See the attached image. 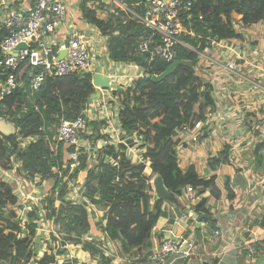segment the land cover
<instances>
[{
  "label": "trees",
  "instance_id": "1",
  "mask_svg": "<svg viewBox=\"0 0 264 264\" xmlns=\"http://www.w3.org/2000/svg\"><path fill=\"white\" fill-rule=\"evenodd\" d=\"M129 7L141 12L146 0H122ZM178 20L183 26L179 39L190 47L203 51L209 41L238 38L233 24L240 18L244 24L264 20V0H179ZM101 7V6H99ZM84 19L93 24L101 35L108 37L107 52L112 60L132 62L142 68V75L126 89L123 107L118 112L122 129L136 133L145 148L142 161L133 162L127 156V149L134 145L133 140L119 142L116 146L106 145L98 150L95 165L87 171L81 185L80 201L66 200L78 174L87 168L88 155L83 149L78 154V163L73 167L70 152L74 146L58 142L51 148L55 130L61 117L74 119L83 114L90 95L95 91L90 72H70L61 76H46L40 87L29 95L27 68L18 69L23 83L11 94L0 100V118L15 125V133L5 135L0 132V167L10 170L15 163L19 174L28 179L35 177L47 180L51 192L46 218L53 219L67 236L66 243L81 244L92 258L93 264H113L95 240L84 239L89 231L101 233L105 238L119 242L121 251L129 253L136 248L145 251L142 260L151 248V231L163 214L160 204L173 202L190 185L200 196L194 207L197 216L207 219L210 227L216 226L215 218L206 209L207 198L203 194L219 199L221 190L215 183V176L204 179L193 165L185 170L178 165L176 155L175 130L183 124L193 128L206 120V112L213 105L208 91L201 92L202 83L195 73L199 61L198 53L181 44L174 47V57L166 62L150 51L137 50L138 43L147 30L132 20L128 12L109 13L100 18L93 9L81 5ZM155 44L151 46L154 49ZM151 49V50H152ZM176 69L161 81L151 80L173 62ZM101 122L87 119L88 127L98 132ZM27 142L21 145L22 140ZM264 148V142L257 150ZM222 160L209 159V167L217 169ZM264 160H257L261 165ZM151 175H159L164 186L172 195L171 199L156 198L151 204L153 189L150 177L145 174L146 164ZM224 189L229 203L235 198L230 177L225 178ZM17 197L12 186L0 176V264H23L36 256L31 250L39 211L28 214L29 222L23 228L10 207L16 205ZM54 201H59L58 207ZM92 205L102 210L104 224L92 222ZM24 232V234H22ZM62 242V246L66 245ZM264 243V242H263ZM63 250H49L39 259L40 264H53ZM131 256V255H130ZM141 260V259H140Z\"/></svg>",
  "mask_w": 264,
  "mask_h": 264
},
{
  "label": "crops",
  "instance_id": "2",
  "mask_svg": "<svg viewBox=\"0 0 264 264\" xmlns=\"http://www.w3.org/2000/svg\"><path fill=\"white\" fill-rule=\"evenodd\" d=\"M64 1L69 11L65 25L58 28L50 41L58 44L64 39L68 30L75 28L82 30L84 33L87 31L88 35L96 40L98 37H101L97 41L100 46H104L103 49L106 53H104L105 56L102 59L103 64H101L100 70L94 69L93 74L100 72L103 75H108L110 78V86L101 90V98L98 101L91 99L83 111L87 119L91 121L95 120L102 124L98 132L88 127L89 137H86V140L82 139L83 150L88 155V163L87 168L77 176L75 184L80 186L88 174L87 171L91 168V163L89 162V153L91 151L89 149L92 150L93 147L98 152L99 149L106 145L116 146L114 141L118 137V132H125L121 127L118 112L123 107L126 89L133 84L136 78L142 75V68L132 62L112 60L107 52L108 37L101 35L93 24H89L83 18L81 12L82 0ZM33 2L34 0H0V23L9 9L26 10L32 7ZM244 32L243 36L235 40L244 44L248 38L252 46H255V50L253 54L247 49L244 50L243 59L239 61L241 69L237 75L228 76L225 72H219L216 69L215 60L221 61L223 58L220 46H213V48L207 51L208 54L200 57L197 75L202 83V93L208 91L211 96L210 91L212 89L211 98L213 105L210 107L212 110L209 112L207 120L197 123L194 130L190 133L181 137H175V140H177L176 155L181 169L185 170L188 166L193 165L200 177L207 179L215 176L216 180L221 178L220 170H222L224 172V180L226 177L231 178L232 187L236 193L232 203H229L224 187H221L216 180L215 183L221 190L220 198L214 199L210 197L208 191L203 194V197L207 198L206 209L208 213L210 212V216L217 219L214 228L221 232V236H218V238L212 237L210 231L214 228L209 226L207 219L202 217L200 220L199 216L194 212V207L200 201V197L191 198L182 194V196L173 202L167 200L160 204V210L163 214L158 218L156 225L151 231V248L146 254L147 261L146 259L145 261L142 260V257L145 256V251H140L136 248L131 249L129 253H123L120 248V257L111 255L109 248L105 249L104 254L111 258L113 264H155L150 263L148 256L161 240L168 238L178 241H181L182 238L194 240L197 244L195 249L196 254L190 259L181 258L179 255L169 256L163 262L156 264H264V161H262L261 165H258L259 162L256 163V160H254V158H258L260 161L264 160V148L257 150V147L264 142V125H260L256 120V118L262 116L264 110H255L257 107H260V100L264 95L263 93L257 95L254 92V85L257 82H260L264 87V76L262 75L260 78V70L264 67V20H260L245 28ZM96 48L98 47L95 46V50H97ZM98 52L101 55V48ZM95 55L96 53L94 57ZM112 66L117 70L116 73L111 69ZM241 86H244L245 89H241ZM95 90L97 89L95 88ZM213 90H218L219 94L216 96ZM239 93L248 97L250 103L248 101H241V104H239L235 99H240ZM249 109L251 110L247 111ZM107 123L109 125L107 126L108 128L106 127ZM113 123L114 125L112 126ZM105 127L107 130L104 129ZM104 132L109 136H105ZM113 132L114 134H112ZM233 137L238 138V146H235L230 141ZM53 140L49 142L51 148H55L59 142L55 138ZM27 141L23 139L21 145H25ZM140 141L137 143L140 144ZM118 142L123 141L119 140ZM192 143H196L193 150ZM139 147L134 152L133 150L136 148L134 145L127 149V156L135 163L140 158V161H142V154L145 152L144 147ZM131 151L132 153L128 154ZM234 157H239L238 161L247 158H253L254 161H251V166L245 162V167L241 166L238 170L234 171L230 165L231 159L235 161ZM213 158L220 160L225 158V161H220L219 163V167H222V169L218 167L215 170L209 167V159ZM12 169L4 170L0 167V176L13 188V183L17 180L15 176H9ZM255 177H259L261 184L255 183L257 185L255 186L253 183L252 186V181ZM41 180H43L42 185L47 190V180ZM48 184L51 186V183ZM73 189L75 190V187ZM14 194L18 199L15 191ZM156 198L158 197L153 191L151 204ZM18 201L19 199L17 203ZM54 206L58 207V204L55 202ZM25 208H27V205H25ZM32 208L36 210L34 207ZM87 208L88 210H94L92 222H95L98 226L104 224L102 210L98 211L91 205H88ZM20 209L23 213L27 212H24V207ZM15 214L19 219H22L24 224V220L29 222L28 214L19 216L16 211ZM42 221L46 222L43 223ZM35 222L37 224L33 238L34 246L31 247V250L36 252L37 255L28 259L23 264H40L39 259L45 251L49 250H63L61 255L56 256V262L53 264H93L96 261L87 251H84L82 246L80 250L79 248H75V246L70 250L69 245L66 248H62L61 242L58 247L55 244L57 236L59 234L63 235V231L60 230V233L56 232L59 227L57 225V228H55L56 224L53 222V219H47L46 215H42ZM50 238L51 240L48 241ZM85 238L98 241L100 243L99 246H103L102 248L110 247L109 244L120 247L118 241L107 239L101 233L94 234L92 231H89ZM232 241H235L238 245H250L257 252L255 257L251 259L248 256V249L242 248L237 250V245L235 244V247H233ZM67 250L70 252V255L66 254ZM130 258H133V260L129 261L128 259ZM3 264L9 263L4 262Z\"/></svg>",
  "mask_w": 264,
  "mask_h": 264
},
{
  "label": "built area",
  "instance_id": "3",
  "mask_svg": "<svg viewBox=\"0 0 264 264\" xmlns=\"http://www.w3.org/2000/svg\"><path fill=\"white\" fill-rule=\"evenodd\" d=\"M83 2H85L87 8L95 10L97 16L100 18L107 17L109 13H116L119 10L128 12L132 20H136L138 24H141L147 30L138 43L137 50L140 52L150 51L166 62H170L173 60L174 47L177 44H181L194 51L197 49L188 46L179 39L181 33L184 31L182 24L178 20L179 0H146L142 4L141 12H137L134 9L135 6L140 5L139 1L132 8L122 0H82ZM68 13V7L64 0H34L32 7L26 10L9 9L5 14L0 23V100L22 85L23 81L19 78L18 73V69L21 66V70L24 67L27 68L29 95H32L40 87L46 76H61L74 71L80 73L90 72L93 74L94 69L92 64L95 46L103 49L96 39L86 37L88 34L75 28L68 30L64 39L58 44L50 41L58 28L65 25ZM253 24H244L239 18L233 24V28L237 34L243 36L245 34L244 29ZM235 39L237 38H214L210 40L209 45L203 51H196L199 59L208 54L207 51L213 48V46H220L223 58L221 61L215 60L216 69L219 72H225L228 76L237 75L241 69L239 61L243 59L244 50L247 49L253 54L255 46H252L248 38L244 44L239 41L237 42ZM21 43L25 46L17 48ZM154 44L155 47L152 49L151 46ZM64 50H66L65 55L59 58L60 51ZM198 65L197 63L195 66L196 74L197 70H199ZM262 75L264 76V67L260 70V78ZM240 88L245 89L244 86ZM210 92L212 96V89ZM213 92L216 96L219 94L218 90H213ZM254 92L257 95L262 93L264 95V87L260 82L254 85ZM238 96L240 99H235L239 104H241V101H248L250 103L249 98L243 96L242 93H239ZM260 103V107H257L256 111L264 110V97L260 100ZM211 110V108L207 110L206 120ZM263 113L262 116L256 118L260 125H264ZM58 124L54 138L59 142L74 146V150L69 154L70 159L73 161L71 164L73 167L78 163L80 149H83V134L88 129L87 117L85 114H80L71 120L61 117ZM194 128L195 126L189 128V124L187 123L183 124L175 130V137L186 135L194 130ZM237 137L230 139L235 146H238ZM234 158L235 162H238L239 157ZM255 179L256 177L253 180L254 182H252V186L253 183L255 186H257L255 183L261 184L259 181L256 182ZM183 195L191 198L200 197L197 191L190 185L186 187ZM210 232L212 237L218 238V236H221V232L216 228ZM232 242L234 244L233 247H235L236 242ZM236 245L237 250L242 248L248 249V256L251 259L255 257L257 252L250 245ZM109 246L107 248H102V246V251L105 252V249L109 248L111 255L121 256L120 247L112 244H109ZM196 247L197 244L192 239L182 238L181 241L170 238L163 239L150 253L148 259L150 263L155 264L163 262L169 256L175 255L190 259L196 254ZM128 260L131 261L133 258Z\"/></svg>",
  "mask_w": 264,
  "mask_h": 264
},
{
  "label": "rangeland",
  "instance_id": "4",
  "mask_svg": "<svg viewBox=\"0 0 264 264\" xmlns=\"http://www.w3.org/2000/svg\"><path fill=\"white\" fill-rule=\"evenodd\" d=\"M73 8H75L74 6H73ZM86 37H88V38H92V39H94L92 36H90V35H86ZM98 37V36H97ZM101 39V37L99 38H97V40H100ZM94 45H96L95 43H94ZM102 46V45H101ZM102 48H104V46H102ZM97 50H95L94 52L96 53V55H95V57H94V55H93V64H92V67H93V69H96V70H100V67H101V64H103L102 63V59H103V54L104 53H106L105 52V50L104 49H101V55H100V52H98L99 51V49L98 48H96ZM94 53V54H95ZM97 53H99V54H97ZM106 57H107V55H106ZM107 60V59H106ZM111 69H113L114 71H115V73H116V71L117 70H115V67L114 66H112L111 67ZM113 71V72H114ZM90 101V100H89ZM112 113H113V111H112ZM1 120V119H0ZM114 125V123L112 124V126ZM107 126H109L108 125V123L106 124V127ZM104 128L105 130H107V128ZM104 129H103V131H104ZM121 130V129H120ZM89 129H87V131L83 134V139L84 140H86V137H89ZM104 134H105V136L107 135V136H109L107 133H105L104 132ZM112 134H114V132L112 133ZM240 135V134H239ZM115 137V136H114ZM119 140H122L123 142H127V141H130V140H133V142H134V147H136L134 150H133V152L136 150V149H138V148H140L139 146H141L142 144L140 143H137L138 141H140V137L138 136V135H136V133H131V134H129V133H127V132H124V133H122L121 131H119L118 132V137H116L115 138V143H116V145L119 143L118 141ZM141 142V141H140ZM84 145H85V142H84ZM135 145H138V146H135ZM194 146H196V143L195 144H193L192 143V150H193V147ZM89 151H91L89 154H90V160H89V162L91 163L90 164V167H93L94 165H95V161H94V158H95V156H96V154H97V152L95 151V149L92 147V150H90L89 149ZM132 153V151L129 153L128 152V154H131ZM137 159H138V157H137ZM140 160H141V158H140ZM140 160L138 161V162H140ZM220 160V159H219ZM254 160H258V158H254ZM253 160V158H247V159H243V160H239L238 162H235V161H233L232 159L230 160V165L233 167V170L235 171V170H238V168H240L241 166H246V163L247 164H249L250 166H251V164H252V162L251 161H254ZM246 162V163H245ZM89 167V168H90ZM220 168V167H219ZM220 169H222V167L220 168ZM145 174L146 175H148L149 177H150V179H149V182H150V184L152 183V181H153V176L154 175H151L150 174V170H149V167H148V163L146 164V169H145ZM220 174H221V178H219V179H217L216 180V182L222 187V186H224V182H225V180H224V178H223V176H224V172L222 171V170H220ZM15 176V178H16V182H17V184H16V182H14L13 183V188H14V191L17 193V196H18V199H19V201H18V203L16 204V205H14V206H11L10 208L12 209V210H14V212L16 211L17 212V214L19 215V216H25V215H27L29 212H31L32 210H34L32 207H34L35 209H36V211H40V215L42 216H45V215H47V214H49L50 212H51V209H50V207L48 208V204H49V198H50V196H51V192H50V190H46L45 189V187H44V185H42V182H43V180H41V178H38V177H35V179H28V178H26L25 177V175H23V174H19L18 172H17V170H16V163H15V165H14V167H13V169H12V171L9 173V176ZM14 178V177H13ZM251 180H253L252 178H251ZM256 182L257 181H259V177H256ZM253 182V181H252ZM260 182V181H259ZM82 183H83V181H82ZM51 184H52V181H51ZM69 186H70V188H71V190L69 191V193H67V195L65 196V198H66V200H69V201H72V200H74V201H80V200H82L81 199V191H82V187H81V185L79 186L78 184H75V183H70L69 184ZM75 187V190L73 189ZM224 190V189H223ZM20 191H21V193H20ZM57 203L58 205H59V201H54V203ZM25 205H27V208H25ZM92 206V205H91ZM15 207V208H14ZM23 208L24 207V212L25 211H27L26 213H23V211L20 209V208ZM31 210V211H30ZM99 211V210H98ZM21 213H23L22 215H21ZM16 218L20 221V224H22V226H23V228H25V224H28L27 223V221H25L24 220V222H25V224L22 222V219H19V217H17L16 216ZM43 223H45L44 221H42ZM55 225V224H54ZM45 226H47L48 227V225L47 224H45ZM42 227V226H41ZM52 228H54L53 226H52ZM55 228H57V225H55ZM49 229H51V228H49ZM56 230V229H55ZM56 232L57 233H60V229H57L56 230ZM54 234V233H53ZM51 235V234H50ZM87 236V235H86ZM85 236V237H86ZM64 237L65 236H63L62 234H59L58 236H57V240H56V245L59 247L60 246V243L61 242H65L64 241ZM67 237V236H66ZM65 237V240H67V238ZM85 237H83L84 239H86ZM51 240V238L48 240V241H50ZM53 241V240H52ZM65 244L66 245H64L62 248H66L67 247V245H69L70 246V250H72V248H73V246H75V248H79V250H80V247L82 246L81 244H72V243H66L65 242ZM34 246V242L31 244V247H33ZM77 246V247H76ZM61 248V249H62ZM52 249H53V247H52ZM54 251V250H53ZM55 252V251H54ZM73 252V251H72ZM43 254V253H42ZM66 254H69L70 255V252L67 250V252H66ZM66 256V255H65ZM64 256V257H65ZM58 257V256H57ZM71 257V256H70ZM97 260V259H96Z\"/></svg>",
  "mask_w": 264,
  "mask_h": 264
},
{
  "label": "water",
  "instance_id": "5",
  "mask_svg": "<svg viewBox=\"0 0 264 264\" xmlns=\"http://www.w3.org/2000/svg\"><path fill=\"white\" fill-rule=\"evenodd\" d=\"M86 34H88V32L86 31ZM24 44H19L17 46V48H21L24 47ZM64 51H60L59 53V58L63 57V55H65ZM178 64V61H173L166 69L165 71L161 72L159 75H152L151 76V80L153 81H161L164 78H166L169 74H171L175 69L176 66ZM92 85L94 88H96L97 90H95L91 95H90V99L98 101L101 98V90H104L106 88H108L110 86V78L108 75H103L100 72H95L92 76ZM15 125H13L11 122L5 120V119H1L0 120V132H2L5 135H12L15 133ZM152 186L154 187L153 191L155 192V195L158 198H165V199H171L172 195H170L169 191L166 189V187L164 186L163 183V179L161 176L159 175H155L152 181ZM200 220L202 217H198Z\"/></svg>",
  "mask_w": 264,
  "mask_h": 264
}]
</instances>
